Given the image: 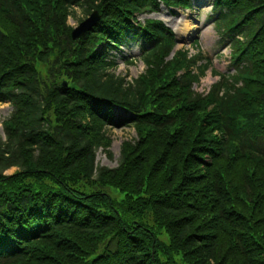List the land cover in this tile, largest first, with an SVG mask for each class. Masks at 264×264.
<instances>
[{
	"label": "trees",
	"instance_id": "16d2710c",
	"mask_svg": "<svg viewBox=\"0 0 264 264\" xmlns=\"http://www.w3.org/2000/svg\"><path fill=\"white\" fill-rule=\"evenodd\" d=\"M192 6L0 0V103L13 109L0 136V264H264V0L213 2L234 74L217 73L206 96L192 87L211 59L137 19ZM74 8L100 16L77 40ZM131 43L145 70L128 83L110 54ZM107 127L137 136L112 169L96 164Z\"/></svg>",
	"mask_w": 264,
	"mask_h": 264
},
{
	"label": "rangeland",
	"instance_id": "374dc122",
	"mask_svg": "<svg viewBox=\"0 0 264 264\" xmlns=\"http://www.w3.org/2000/svg\"><path fill=\"white\" fill-rule=\"evenodd\" d=\"M88 18L84 9L74 8L67 24L73 29ZM145 19L161 20L174 33L177 41V49H186L192 54L200 51L212 60L211 69L206 71L205 76L201 78L202 88H208L218 81L217 73L232 74L229 64V49H225L218 45L219 37L215 32L214 25L211 21V8L208 3L201 4L199 0H194L192 11H168L164 7L156 14H143L138 16L139 21ZM185 28V37L180 36L175 31H182ZM198 42V46H194V42ZM111 57L115 62L113 73L122 77L128 83H132L145 70L143 63L139 58V45L131 43L121 48L120 52H112ZM132 62V64H130ZM12 107L8 103L0 104V136L4 138L3 122L9 118L12 113ZM115 117H125L128 115L122 111L115 110ZM105 134L109 139L110 146L107 151L99 149L96 151V164L98 167L115 168L120 161L121 147L125 142H133L136 140V130L132 127L113 128L107 127ZM110 153V155L108 154ZM17 171L11 168L4 172L11 175Z\"/></svg>",
	"mask_w": 264,
	"mask_h": 264
},
{
	"label": "water",
	"instance_id": "95a60500",
	"mask_svg": "<svg viewBox=\"0 0 264 264\" xmlns=\"http://www.w3.org/2000/svg\"><path fill=\"white\" fill-rule=\"evenodd\" d=\"M98 12H93L88 18L82 21L77 28H75L71 33V38L73 40L79 39L83 36L87 31H89L99 20ZM66 84H64V87Z\"/></svg>",
	"mask_w": 264,
	"mask_h": 264
},
{
	"label": "bare ground",
	"instance_id": "6f19581e",
	"mask_svg": "<svg viewBox=\"0 0 264 264\" xmlns=\"http://www.w3.org/2000/svg\"><path fill=\"white\" fill-rule=\"evenodd\" d=\"M199 2L201 3V4H203V3H205V0H199ZM151 14H156V13H151ZM147 15H150V14H147ZM179 36H180V38H182V37H185L186 35V33H185V28L183 29L182 28V31H180V32H178V31H175Z\"/></svg>",
	"mask_w": 264,
	"mask_h": 264
}]
</instances>
